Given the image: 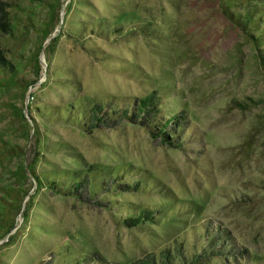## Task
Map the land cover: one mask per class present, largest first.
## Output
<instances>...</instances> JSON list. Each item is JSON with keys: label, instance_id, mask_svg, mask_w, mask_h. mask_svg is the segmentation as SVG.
Masks as SVG:
<instances>
[{"label": "rangeland", "instance_id": "1", "mask_svg": "<svg viewBox=\"0 0 264 264\" xmlns=\"http://www.w3.org/2000/svg\"><path fill=\"white\" fill-rule=\"evenodd\" d=\"M258 8L264 0H0L12 28L0 27V45L29 83L0 87V140L24 152L0 157V264H132L164 251L176 263L205 253L200 264H264ZM246 14L250 26L235 22ZM151 93L160 122L175 116L172 145L142 124L80 127L93 100L120 110ZM73 175L102 203L62 194ZM141 210L150 217L130 226Z\"/></svg>", "mask_w": 264, "mask_h": 264}, {"label": "trees", "instance_id": "2", "mask_svg": "<svg viewBox=\"0 0 264 264\" xmlns=\"http://www.w3.org/2000/svg\"><path fill=\"white\" fill-rule=\"evenodd\" d=\"M49 3L52 7V2ZM257 12L258 15H262V17L264 16V9L258 8ZM233 17L235 19V22L242 26H244L248 22L250 26V24L254 22V20H252V16L249 14H246V17H244V21L240 20L236 16ZM0 27H6L8 31L12 30L9 23L3 22L2 20H0ZM42 30H45V28H42ZM250 35L252 36L253 40L257 43V39L259 36H253L251 33ZM39 47V45L35 46L34 51H38ZM5 50L6 48L0 45V87H8L10 85H15L19 88V92L22 93V91L26 89L29 83H23L17 80L13 70L12 61L11 59L6 58V55L4 54ZM34 55H36V53H34ZM156 100L157 99L153 95V93L146 94L145 96L136 99L131 106L124 107L120 110H114L113 108L106 109L104 104L93 100V102L90 103L89 107L87 108V111L85 112L86 115L83 116L82 114H80L81 116H79L80 118L82 117V120L84 121L80 127L84 128L87 132H91L96 128H110L112 126L120 125L123 122L142 124L145 125L152 134H156L163 137L165 142L172 145L175 142V138L173 136V133L170 131H173L172 121L175 120V116L169 117V119L160 122L158 118V110L156 109ZM160 143H163V140H161ZM11 151L14 154L23 152L18 147L17 149L5 148V146L2 144V140H0V157H5L6 154H11ZM73 176L74 177H71V179H69L70 183L69 185H67L66 190L62 191V194L73 195L81 201L94 200L98 204L102 203L99 199L92 198L87 176H84L82 178H79L77 175ZM34 177L36 178L37 183L39 185H42V180L39 179L36 175H34ZM108 179V183H104L106 186L104 189L110 188L114 183L112 182V178ZM48 183L52 184V181H49ZM16 192L17 194L12 195L13 202H11L10 204L11 206H14V210H18L21 206V195L19 193V190H16ZM5 214L7 213H4V215ZM145 215H149L148 217H150V214H146L144 211L141 210L139 212V215L135 216L134 218L128 219L127 223L130 226L136 225L141 219H143V217H145ZM3 221L5 222V227H11L10 224L8 226V223H12V218L7 216L6 218H3ZM214 254L217 255V257L219 258L220 252L215 250ZM207 255L208 254L205 253L203 255L196 254L195 256H193L192 259L188 261H181L179 263H176L174 262L172 255H170L168 251H164L157 259L154 258L152 255H146L144 258L138 259L132 264H200ZM81 261L85 262L87 260H85L83 257L81 258Z\"/></svg>", "mask_w": 264, "mask_h": 264}]
</instances>
